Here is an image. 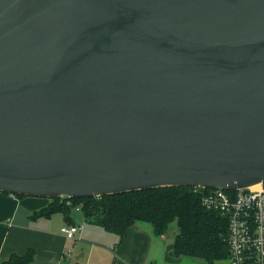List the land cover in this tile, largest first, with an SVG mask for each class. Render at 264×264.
Here are the masks:
<instances>
[{
  "label": "water",
  "instance_id": "water-1",
  "mask_svg": "<svg viewBox=\"0 0 264 264\" xmlns=\"http://www.w3.org/2000/svg\"><path fill=\"white\" fill-rule=\"evenodd\" d=\"M256 184L264 0H0V191Z\"/></svg>",
  "mask_w": 264,
  "mask_h": 264
},
{
  "label": "crops",
  "instance_id": "crops-1",
  "mask_svg": "<svg viewBox=\"0 0 264 264\" xmlns=\"http://www.w3.org/2000/svg\"><path fill=\"white\" fill-rule=\"evenodd\" d=\"M51 199L42 196L19 197L0 191V263L13 253L35 249L30 264H207L206 261L182 263L166 254L174 242L167 233L157 235L147 221H136L122 237L87 219L81 209L71 212L68 222L64 213L32 217ZM66 224L81 228L72 238L61 230ZM83 254V260H78ZM195 258V257H194ZM215 264H231L229 258Z\"/></svg>",
  "mask_w": 264,
  "mask_h": 264
},
{
  "label": "trees",
  "instance_id": "trees-1",
  "mask_svg": "<svg viewBox=\"0 0 264 264\" xmlns=\"http://www.w3.org/2000/svg\"><path fill=\"white\" fill-rule=\"evenodd\" d=\"M215 189L161 186L103 196H57L50 198L48 206L35 211L32 217L62 212L69 222L71 212L80 206L87 219L120 237L136 221L150 222L154 232L162 235L170 223L177 220L179 230L170 247L174 255L203 258L207 264H215L216 261L228 259L230 255L228 218L217 210L208 209L203 203V196ZM68 200L72 204H68ZM35 252L34 248H29L24 253H13L0 264H30Z\"/></svg>",
  "mask_w": 264,
  "mask_h": 264
},
{
  "label": "built area",
  "instance_id": "built-area-1",
  "mask_svg": "<svg viewBox=\"0 0 264 264\" xmlns=\"http://www.w3.org/2000/svg\"><path fill=\"white\" fill-rule=\"evenodd\" d=\"M233 190V191H232ZM72 204L70 200L67 202ZM208 209L228 218V244L231 264H264V187L215 190L203 196ZM80 209V206H76ZM79 225L66 224L61 230L69 238L80 230Z\"/></svg>",
  "mask_w": 264,
  "mask_h": 264
},
{
  "label": "rangeland",
  "instance_id": "rangeland-1",
  "mask_svg": "<svg viewBox=\"0 0 264 264\" xmlns=\"http://www.w3.org/2000/svg\"><path fill=\"white\" fill-rule=\"evenodd\" d=\"M178 223H177V220H174L173 222L170 223L167 231L165 233H167V237L172 240L174 238V235H176L178 233ZM171 248L168 250L166 256L169 258V259H175V260H179V261H182V263H188L190 261H193L195 262L196 260L195 259H198L199 261H205L203 258H194V257H189V256H175L174 253L173 255H170V252H171Z\"/></svg>",
  "mask_w": 264,
  "mask_h": 264
},
{
  "label": "bare ground",
  "instance_id": "bare-ground-1",
  "mask_svg": "<svg viewBox=\"0 0 264 264\" xmlns=\"http://www.w3.org/2000/svg\"><path fill=\"white\" fill-rule=\"evenodd\" d=\"M255 186H260V184H256Z\"/></svg>",
  "mask_w": 264,
  "mask_h": 264
}]
</instances>
